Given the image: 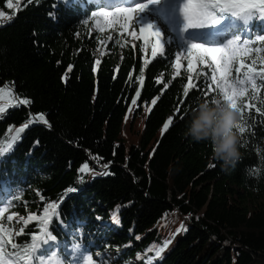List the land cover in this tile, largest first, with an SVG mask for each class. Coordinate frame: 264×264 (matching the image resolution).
I'll return each instance as SVG.
<instances>
[{
  "label": "trees",
  "instance_id": "16d2710c",
  "mask_svg": "<svg viewBox=\"0 0 264 264\" xmlns=\"http://www.w3.org/2000/svg\"><path fill=\"white\" fill-rule=\"evenodd\" d=\"M9 2L0 0V12L13 16L0 22V224L10 239L26 246L43 234L38 220L25 226L8 215L42 217L58 203L49 230L59 247L44 264H71L76 246L94 264H264V45L254 40L264 37V19L232 18L222 41H234L229 51L251 41L250 50L237 53L222 83L200 64L174 74L177 55H196L184 41L171 38L153 56L152 39L133 42L134 23L121 29L119 16L99 17L95 29L97 11L114 12L105 0H35L19 11ZM227 84L247 89L238 103L248 107L240 111L245 132L235 130L240 159L225 172L208 142L185 133L201 103L223 102ZM166 241L159 258L148 251Z\"/></svg>",
  "mask_w": 264,
  "mask_h": 264
},
{
  "label": "snow or ice",
  "instance_id": "6c2138e0",
  "mask_svg": "<svg viewBox=\"0 0 264 264\" xmlns=\"http://www.w3.org/2000/svg\"><path fill=\"white\" fill-rule=\"evenodd\" d=\"M35 0H16V11H19L22 9L23 6L27 4L34 3ZM63 2H67V0H63ZM155 3H157V0H155ZM9 8H13L14 5L12 4L11 0L8 4ZM196 8L198 10L197 15L195 18L193 16L189 15V9ZM147 9V5L141 3L137 8L132 7H117L114 12H105V11H97L94 16L92 17V21L97 23V27L99 28L100 25L98 23L99 17H109L111 20L114 17L119 16L123 23H120V28H128L130 21L132 20V14L133 12L139 11L140 13L144 12ZM183 16L186 20V28H199L203 27L206 23L209 21L212 23H217L216 17L213 15L216 12H230L231 14L241 17L242 19L247 22L248 20L252 19L253 16L258 17L259 19H264V0H199L198 3L193 4L191 0H185L183 7H182ZM53 15V14H50ZM13 19V16L8 15L6 16L3 12H0V22L3 21H10ZM115 22V21H113ZM85 24L88 23V20L85 19ZM140 33H141V39H143V33L146 31L149 32L151 36H154L156 38V43L154 47L152 48V54L155 56L158 52L160 54H163V49L160 47V38L161 33L159 31L154 30L153 26L151 24H147V27L144 26L140 27ZM133 36L135 38V34L133 33ZM255 41H259L262 45H264V37L257 36ZM237 42V41H235ZM234 41H229L227 44L232 45ZM238 43V42H237ZM251 41H248L247 43H243L242 47L237 49H232L230 51H225L223 48L219 47H203L201 44H191V49L197 50L198 54H207L212 57L213 60L217 59L218 54L221 57L227 56L228 62H229V72H230V63L232 61H235L238 59V52H245L249 51V44ZM261 49L257 48L256 51L259 52ZM179 60L180 56H176V67L179 68ZM97 64L100 62L97 61ZM191 64H192V54L189 53V71H191ZM243 67V65H241ZM71 69L69 68V71ZM239 68L236 69L237 72H239ZM229 72L222 73V78L225 79L227 82V77L229 75ZM249 72H251V69H249ZM246 79L248 83L251 84L253 92L257 91V85L255 79L251 75H248V73H245ZM260 78L264 80V74H260ZM245 83L244 80L238 81L239 85H243ZM189 87H195V85H189ZM247 91V89L242 87H233L231 84H227V87L222 89V100L223 102L228 103L232 108L238 109L239 112L243 110V108H247L248 105L244 104L241 105L238 102L240 101L241 97L244 95V93ZM136 98H134L131 103L135 105L137 103V99L140 96V92H136ZM184 95H188V88H185ZM155 100L152 101L153 104H155ZM21 104L27 105L29 104V100L24 99L20 101ZM179 110V109H178ZM2 111V110H0ZM259 111V109H257ZM183 118V117H181ZM39 119L45 123L47 121L44 119L43 116H40ZM172 124V120L169 119L168 122L164 125V130L166 131L169 127V125ZM28 125H25V128ZM25 128H20L19 132H24ZM237 130L241 135L245 132V127L242 126L241 123L237 125ZM19 134V133H18ZM81 173L88 171V166L85 164L83 168L79 170ZM106 175L108 173H99ZM58 203H49L47 207H44L42 209L43 215L42 217H38L36 215H29L26 220L23 221L24 225L27 226V224L30 221H36L38 220L40 227L38 231L43 234V238L39 235H31L30 243H26L25 245H18L14 243L10 237L12 236V232L10 230L5 229L4 225L0 224V264H8V262L5 260V256L9 257L11 259L12 257L16 256L17 259H23L24 257H28L32 261H35V264H44L45 260L48 259L50 254L55 251L59 245L53 243L57 238L52 235V233L49 230V225L53 218L58 217ZM0 216H3V213L0 212ZM14 216L8 215L7 220L9 222L13 221ZM19 222V221H18ZM186 230V229H185ZM24 229L21 228L20 231L17 233V235L23 234ZM179 231V230H178ZM169 242H164L163 245L159 248H150L148 251H151L155 258H159L164 250L167 248ZM6 245H10L12 251H6ZM47 246V247H45ZM23 248V253L20 256H17V253L20 251V249ZM73 251L76 253H79L76 258L71 262V264H94L93 260V254L90 253L89 249L85 247L82 251L79 249L78 246L73 247ZM65 253L71 255L72 253L68 252L67 249H65ZM61 255V253H59ZM98 264H104V259L100 258L98 261ZM148 264H151V260L148 261Z\"/></svg>",
  "mask_w": 264,
  "mask_h": 264
},
{
  "label": "rangeland",
  "instance_id": "374dc122",
  "mask_svg": "<svg viewBox=\"0 0 264 264\" xmlns=\"http://www.w3.org/2000/svg\"><path fill=\"white\" fill-rule=\"evenodd\" d=\"M146 5H147V9L140 13L139 11L133 12L132 14V20L130 22L134 23V30L131 31L130 33V37L131 40L133 42H136L138 40H140L141 42H143L144 44L147 43L148 40L152 39V48L154 47L155 43H156V38L154 36H151L149 34V32H145L143 33V39H141V33H140V27L143 26L141 21L139 20V18L143 15H145L146 18L149 19V23L153 26V31H159L161 33V38H160V47L161 49H164V46L166 44V42L171 38L172 39H186L189 41V46L188 49H190L191 52H195L196 55L192 56V64H191V71H189V58L186 57L185 54H180V60H179V68H177L175 66L174 69V74L179 75V73L181 72H185L187 71L189 74L192 75V73H194L197 69L199 64L200 65H205L208 66L210 70H216L215 73H217L218 77L220 79H222V83L224 82V79L222 78V73L228 71V63L227 60H225L227 58V56L221 57L219 54L217 56L216 60H213L212 57L210 55L207 54H198L197 50L195 49H191V44H201L203 47H210L208 46V44H205L204 42H206L207 40H211V41H218L220 40V38L223 37V34H221V36L217 35L216 37H208V39L205 38L204 35H206L205 33H202L201 31L199 32V34H193L192 32L194 31V29L197 28H186V20L184 18L183 15H178L177 17H175V21L172 19L173 13L174 12V8H176L179 4V0H157V3H155V0H144L143 1ZM138 3H140L138 0H132L130 1V6L134 8L135 5H137ZM142 3V2H141ZM228 20L229 18L226 16H222L220 17V19H218L217 23H220L224 20ZM99 25L101 26V21L98 20ZM214 23V24H217ZM212 24V23H211ZM212 24V25H214ZM210 24H205L203 27L209 28L210 30L215 29L216 27H213ZM165 26V29H164ZM212 26V27H211ZM144 27L146 28L147 25H144ZM95 29H99L97 27V23L95 22L94 25ZM165 30V31H164ZM133 33L135 34V38L133 36ZM201 40H204L203 42ZM231 41V40H230ZM219 47V46H216ZM220 48V47H219ZM223 49H225V51H229L224 47H221ZM102 53H104V49L101 50ZM157 54H160L159 52ZM198 61V60H201ZM206 59V60H205ZM14 219L13 221L15 222H23L24 218L18 217L17 215H14Z\"/></svg>",
  "mask_w": 264,
  "mask_h": 264
},
{
  "label": "clouds",
  "instance_id": "9594fccd",
  "mask_svg": "<svg viewBox=\"0 0 264 264\" xmlns=\"http://www.w3.org/2000/svg\"><path fill=\"white\" fill-rule=\"evenodd\" d=\"M213 103L212 108L208 101L198 106L200 115L187 127L185 136L196 143L208 142L213 149V159L219 161L221 170L226 172L241 156L240 138L235 131L241 117L239 110L228 103L220 100Z\"/></svg>",
  "mask_w": 264,
  "mask_h": 264
},
{
  "label": "bare ground",
  "instance_id": "6f19581e",
  "mask_svg": "<svg viewBox=\"0 0 264 264\" xmlns=\"http://www.w3.org/2000/svg\"><path fill=\"white\" fill-rule=\"evenodd\" d=\"M139 2L142 1V0H138ZM143 4H145L144 2H142ZM141 3H138L134 8H137L139 7ZM139 20L141 21L142 25H147L149 23V19L145 17V15L141 16L139 18ZM228 21L227 20H224V22H220V24L213 30L210 31L209 28H206V27H203V28H197V29H194V31L192 32L193 34H199V32L201 31L202 33H205L207 34L208 36H213V37H216L217 35H221V33L225 30V28L228 26Z\"/></svg>",
  "mask_w": 264,
  "mask_h": 264
}]
</instances>
